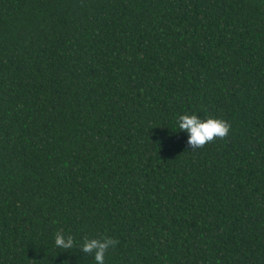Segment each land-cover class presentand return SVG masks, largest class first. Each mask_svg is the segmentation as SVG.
<instances>
[{
	"label": "trees",
	"instance_id": "16d2710c",
	"mask_svg": "<svg viewBox=\"0 0 264 264\" xmlns=\"http://www.w3.org/2000/svg\"><path fill=\"white\" fill-rule=\"evenodd\" d=\"M231 124L191 150L177 117ZM264 264V0H0V264Z\"/></svg>",
	"mask_w": 264,
	"mask_h": 264
},
{
	"label": "clouds",
	"instance_id": "9594fccd",
	"mask_svg": "<svg viewBox=\"0 0 264 264\" xmlns=\"http://www.w3.org/2000/svg\"><path fill=\"white\" fill-rule=\"evenodd\" d=\"M176 123L179 131L187 133V145L193 151L217 139H226L231 131V124L228 121L211 116L200 118L196 114L184 113L177 117ZM54 243L58 249L64 250L78 246L82 253L92 255L96 264H105L106 253L117 246L119 241L108 235H97L95 237L85 236L82 243L78 244L74 236L57 230Z\"/></svg>",
	"mask_w": 264,
	"mask_h": 264
}]
</instances>
